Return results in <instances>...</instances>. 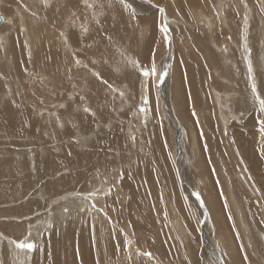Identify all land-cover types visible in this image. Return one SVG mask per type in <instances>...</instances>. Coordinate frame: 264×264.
Listing matches in <instances>:
<instances>
[{
    "label": "rangeland",
    "instance_id": "1",
    "mask_svg": "<svg viewBox=\"0 0 264 264\" xmlns=\"http://www.w3.org/2000/svg\"><path fill=\"white\" fill-rule=\"evenodd\" d=\"M83 2L0 0V16L8 21L0 24V36L7 37L5 44L0 42V117L6 124L20 123L25 131L34 132L22 135L18 130L10 133L0 128V162L8 163L0 169V264H22L13 262L20 257H25V264H33L34 260L37 264H226L228 256L230 261L231 257L236 259L235 264H256V260L264 259L258 246L262 244L260 238L264 241V133L260 130L264 112L260 111L252 93L256 82L257 92L264 99V0H124L123 3L89 0L88 6ZM160 8L165 12L161 13ZM204 22L211 23L210 32L203 29ZM163 24L169 26L168 43L160 30ZM252 28L258 31L255 35L250 34ZM214 30L219 33L209 41V33ZM62 32L82 40L80 48L75 46L70 55L58 43ZM202 32L207 34L205 39L199 35ZM153 53L158 75L168 74L162 79L143 77L140 72L142 67H150ZM129 59L138 61L135 67ZM247 61L254 68L251 73ZM237 73L241 81L244 76L242 82L246 83L250 102L245 111L236 112L232 104L236 98L227 99L226 105L218 101V105L226 108L225 119L219 120L212 89L216 88L221 96L233 94L229 92L234 85L230 74ZM39 75L67 86H62L56 94H48L49 90H41L40 83L34 80L29 83V77L34 79ZM85 108L90 110L86 112ZM66 111H71L73 118L62 117ZM77 114L91 118L90 126L98 124L93 127L95 131L79 130L75 121ZM60 120L69 126V133L61 129ZM209 122L213 132H208ZM190 129L197 134H194L195 148L188 137ZM113 132L118 134L115 139ZM38 137L43 142L36 143L40 148L34 145ZM203 139L208 140V151ZM67 147L69 152L65 151ZM189 150L196 151L198 158L191 157ZM24 152L42 159L52 155L59 158L63 154L71 157L74 152L93 154L97 166L82 171L87 174V181L92 179L90 183L74 181L58 185L57 195L38 197L41 206L19 212L18 208L26 207L27 202L13 199L11 184L16 181L19 189L25 185L22 169L17 165L21 159L14 154ZM188 157L193 160L195 157L197 162ZM212 157L214 161L220 157V162L206 166ZM76 163L75 168L82 164L89 166L88 161L81 164L77 156ZM32 166L38 168L39 164L35 161ZM10 167L16 169V179L9 177ZM67 168L46 178V183L33 176L35 188L27 191L23 199L32 198L35 191L45 190L43 186L48 181L69 176L72 172ZM91 183H99V187L83 193L85 200L70 197V190L83 188L86 192ZM66 191L68 194H64ZM238 191L242 194L238 193L236 199ZM93 198L100 199L106 215L95 207L101 204ZM253 207H258L257 211ZM244 210H248L250 218L246 217L250 230L247 236L251 237L248 244L240 221V216L246 215ZM215 218L226 234L231 232L232 247L227 244L224 249L231 253H221L222 240L226 237L216 240ZM19 225L22 228L18 231L8 230ZM183 227L187 228L186 240L181 234ZM19 242L35 243L36 249L21 250L16 246ZM251 244L260 258L250 249ZM69 246L73 248L71 259ZM42 248H45L42 252L48 250V256L43 259ZM160 248L166 249L169 255L163 258L168 261L162 258Z\"/></svg>",
    "mask_w": 264,
    "mask_h": 264
},
{
    "label": "bare ground",
    "instance_id": "2",
    "mask_svg": "<svg viewBox=\"0 0 264 264\" xmlns=\"http://www.w3.org/2000/svg\"><path fill=\"white\" fill-rule=\"evenodd\" d=\"M39 0H37V2H38ZM43 1V0H42ZM169 1V0H168ZM219 1V0H218ZM94 2H96V1H94ZM191 2H195V0H191ZM237 2H240V1H237ZM25 3V2H24ZM45 3H47V0H45ZM86 6H88L89 5V0H84V2H83ZM27 4V3H26ZM191 4H193V3H191ZM206 4V3H205ZM220 4H222L221 2H220ZM219 4V5H220ZM237 4H239L240 5V3H237ZM48 5V4H47ZM96 5V4H95ZM207 5V4H206ZM205 5V6H206ZM223 5V4H222ZM45 6H46V4H45ZM224 6V5H223ZM241 6V5H240ZM1 7V6H0ZM27 7V6H26ZM59 7H61V6H59ZM33 8V7H32ZM35 8V7H34ZM63 8V7H62ZM88 8H90V6L88 7ZM241 8H242V6H241ZM27 9H28V7H27ZM30 9V8H29ZM31 10V9H30ZM36 10V9H35ZM165 10V9H164ZM225 10V9H224ZM242 10V9H241ZM33 11H34V9H33ZM165 12V11H164ZM31 13H32V10H31ZM220 13V15H221V11L219 12ZM256 13V12H255ZM260 13V12H259ZM47 14V13H46ZM225 14V13H224ZM41 15V14H40ZM256 15V14H255ZM36 16V15H35ZM167 16V15H166ZM200 16H202V15H200ZM244 16V15H243ZM1 17V16H0ZM207 17V16H206ZM251 17V16H250ZM46 18H48V17H46ZM203 18V17H202ZM245 18V17H244ZM2 19H3V21H4V24H5V22H8L6 19H4V16L2 17ZM199 19V18H198ZM201 19V18H200ZM226 19H227V16H226ZM233 19H235V18H233ZM249 19H251V18H249ZM34 20V19H33ZM167 20H168V18H167ZM216 20V19H215ZM225 20V19H224ZM228 20V19H227ZM247 20V19H246ZM256 20V19H255ZM259 20V19H258ZM47 21V20H46ZM222 21H223V19H222ZM249 21V20H248ZM170 22H172V21H170ZM170 22L168 23V25L170 24ZM208 22H210V21H208ZM208 22H204V27H203V29H205L206 31H209L210 32V30H211V28H210V26H211V23H208ZM166 23H167V21H166ZM199 23V22H198ZM223 23H225V22H223ZM222 23V24H223ZM227 23V22H226ZM229 23V22H228ZM231 21H230V25H231ZM246 23V22H245ZM249 23H250V21H249ZM254 23V25L256 24L255 22H253ZM197 24V23H196ZM242 24V23H241ZM263 24V23H262ZM48 25V24H47ZM214 25V24H213ZM223 25H225V24H223ZM222 25V26H223ZM228 25V24H227ZM171 26V25H170ZM201 26V25H200ZM215 26V25H214ZM213 26V27H214ZM226 26V25H225ZM263 26V25H262ZM1 27V26H0ZM21 27H23L22 25H21ZM169 27V26H168ZM233 27H235L234 25H233ZM250 27V26H249ZM253 27V26H252ZM44 28H48V27H44ZM217 28V27H216ZM242 28V27H241ZM215 29V28H214ZM223 29V28H222ZM225 29H227V27L225 28ZM263 29V28H262ZM32 30H33V28H32ZM41 30V29H40ZM232 30H233V28H232ZM236 30V29H235ZM240 30V29H239ZM243 30V29H242ZM245 30V29H244ZM220 31V30H219ZM222 31V30H221ZM225 31V30H224ZM228 31H230L229 29H228ZM234 31V30H233ZM241 31V30H240ZM254 31H255V29L254 28H252V33H250L249 31V33L250 34H256L258 31L256 30L255 31V33H254ZM48 33V32H47ZM219 32L218 31H216V30H214V31H212V33H209V35H211V37L210 38H208V40L210 41H212V39H214V37L215 36H217V34H218ZM231 33H232V31H231ZM236 33V32H235ZM240 33V32H239ZM200 34H202L203 35V37H201V38H203V39H205L206 38V36H207V34L206 33H204V32H202V33H199V35ZM223 34V33H222ZM230 36V35H229ZM234 36V35H233ZM236 36V35H235ZM237 36H238V34H237ZM249 36H252V35H249ZM257 36V35H256ZM258 36H259V34H258ZM173 37V36H172ZM239 37H241V36H239ZM242 38V37H241ZM7 39V37L6 36H0V42L3 44H5L6 43V40ZM46 39H47V37H46ZM225 39V38H224ZM230 39H232V37L230 38ZM244 39V38H243ZM254 39V38H253ZM260 39V38H259ZM194 40V39H193ZM193 40H192V42H193ZM196 40H197V38H196ZM239 40H240V38H239ZM255 40V39H254ZM48 41V40H47ZM46 41V42H47ZM81 39L80 38H78L76 35H74V34H71V35H69V36H66L63 32L60 34V36L58 37V43H59V45L60 46H63L64 47V49L68 52V54L70 55V53H72L73 52V50H74V47L75 46H77L78 48H80V45H81ZM203 41V40H202ZM215 41V40H214ZM243 41V40H242ZM49 42V41H48ZM191 42V41H190ZM228 42V41H227ZM233 42V41H232ZM244 42V41H243ZM250 42V41H249ZM212 43V42H211ZM216 43V42H215ZM222 43V42H221ZM229 43V42H228ZM255 43V42H254ZM253 43V44H254ZM262 43H263V41H262ZM47 44V43H46ZM119 44V43H118ZM195 44V43H194ZM193 44V45H194ZM198 44V43H197ZM260 44V43H259ZM86 45V44H85ZM234 45V44H233ZM114 46V45H113ZM119 46V45H118ZM204 46V45H203ZM208 46V45H207ZM114 47H116V46H114ZM113 47V48H114ZM192 47V46H191ZM209 47V46H208ZM263 47V46H262ZM86 48V47H85ZM216 48V47H215ZM228 48V47H227ZM259 48V47H258ZM115 49V48H114ZM117 49V48H116ZM209 50V49H208ZM231 50V49H230ZM247 50H249V49H247ZM226 51V50H225ZM119 52H121V51H119ZM228 52V51H227ZM248 52V51H247ZM124 53V52H123ZM226 53V52H225ZM246 53V52H245ZM221 54V53H220ZM10 55V54H9ZM223 55V54H222ZM262 55V54H261ZM123 56V55H122ZM188 56V55H187ZM225 56V55H224ZM126 57H127V55H126ZM198 57V56H197ZM128 58H129V55H128ZM188 58V57H187ZM225 58H226V56H225ZM72 59V58H71ZM131 59H132V57H131ZM131 59H129V61L131 60ZM189 59V58H188ZM234 59V58H233ZM73 60V59H72ZM127 60V59H126ZM250 60V59H249ZM75 61V60H74ZM259 61V60H258ZM71 62V61H70ZM76 62H78V61H76ZM203 62V61H202ZM248 62V61H247ZM23 63V62H22ZM195 63V62H194ZM204 63V62H203ZM249 63V62H248ZM21 64V63H20ZM38 64V63H37ZM126 64H128L127 63V61H126ZM235 64V63H234ZM76 65V64H75ZM206 65V64H205ZM228 65H230V64H228ZM263 65V64H262ZM80 66V65H79ZM201 66V65H200ZM248 66V65H247ZM73 67V66H72ZM176 67V66H175ZM187 67V66H186ZM221 67V66H220ZM231 67V66H230ZM35 68V67H34ZM45 68V67H44ZM74 68H76V66L74 67ZM77 68H78V66H77ZM190 68V67H189ZM201 68V67H200ZM199 68V70H201ZM216 68V67H215ZM227 68H228V66H227ZM71 69H73V68H71ZM188 69V68H187ZM208 69V68H207ZM213 69V68H212ZM239 69V68H238ZM226 70V69H225ZM233 70H236V69H233ZM241 70V69H240ZM253 70H254V68H253ZM252 70V71H253ZM48 71V70H47ZM71 71V70H70ZM170 71V70H169ZM186 71V70H185ZM243 71V70H242ZM172 72V71H171ZM175 72V71H174ZM201 72H203L202 70H201ZM207 72H208V70H207ZM206 72V73H207ZM215 73H216V70L214 71ZM223 72V71H222ZM235 72V71H234ZM241 72V71H240ZM258 72V71H257ZM46 73V72H45ZM52 73V72H51ZM82 73V72H81ZM86 73V72H85ZM169 73V72H168ZM204 73V72H203ZM232 73V72H231ZM44 73H42V75H43ZM177 74V73H176ZM235 74V73H234ZM234 74H230L231 75V79H232V81H234V85H232V86H230V91L229 92H233V94H230V93H228V94H222V96L224 97V99L225 100H223L221 97V94L219 93L218 94V92L213 88L212 89V94H213V97H214V101L216 102V104H217V106H215V107H217V111L219 112L218 113V119L220 120V119H222L223 120V118L225 119V117H224V109H226L224 106H221V105H218V101L220 102V101H222V102H225V101H227V99H229L230 97H234V98H236V100L235 101H233L232 102V104H233V108H234V110L236 111V112H243V111H245L246 110V106L248 105V103L250 102V97L248 96V92H247V86H245V84L242 82L243 81V77H242V81H241V77L239 76V73H237L235 76H234ZM36 75V74H35ZM50 75V74H49ZM65 75V74H64ZM168 75V74H167ZM173 75V74H172ZM256 75V74H255ZM264 75V74H263ZM84 76H86V74H84ZM209 76H211L210 74H209ZM208 76V77H209ZM241 76H242V72H241ZM227 77L229 78V74H227ZM263 78H264V76H262ZM34 79H32V77H29V83H31L32 82V80H34V81H36V82H38V83H40L41 85H43V88L41 89V90H43V92L44 91H46V90H49L48 91V94H50L51 92L53 93V94H56V93H58L62 88V86H67V85H64L61 81H60V84L59 83H53L52 82V80H50V79H48L47 78V76L46 77H42V76H34L33 77ZM156 78V77H155ZM196 78V77H195ZM255 78H257V77H255ZM66 79V78H65ZM146 79V78H145ZM144 78L142 79V80H145ZM171 79V78H170ZM200 79V78H199ZM231 79L229 80L230 82H231ZM247 79V78H246ZM54 80V79H53ZM68 80V79H67ZM180 80V79H179ZM197 80V79H196ZM33 81V82H34ZM226 81V80H225ZM247 81V80H246ZM32 82V83H33ZM222 82V81H221ZM258 82V81H257ZM145 83V82H144ZM210 83V82H209ZM233 83V82H232ZM256 83V82H255ZM18 84H20V83H18ZM205 85V84H204ZM210 85V84H209ZM215 85V84H214ZM226 85H228V84H226ZM178 86V85H177ZM197 87V86H196ZM215 87H217V86H215ZM183 88V87H182ZM225 88V87H224ZM29 89H32V87H29ZM18 90V89H17ZM211 90V89H210ZM219 91V90H218ZM4 92V91H3ZM174 92V91H173ZM170 93V92H169ZM19 94H22V93H19ZM121 94V93H120ZM119 94V95H120ZM240 96V97H238V95ZM165 96H166V94H165ZM170 97V96H169ZM175 97H176V95H175ZM178 97V96H177ZM9 98H11V97H9ZM24 98H26V97H24ZM24 98H22V100L24 99ZM120 98V97H119ZM124 98V97H123ZM122 98V99H123ZM172 98H173V96H172ZM121 99V98H120ZM205 99L206 98H204V101H205ZM27 100H28V98H27ZM124 100V99H123ZM175 100V99H174ZM180 100V99H179ZM25 101V100H24ZM169 101H171V99L169 100ZM32 102V101H31ZM194 102L196 103V100H194ZM173 103V102H172ZM202 103V102H201ZM178 104V103H177ZM173 105V104H172ZM202 105H205V104H202ZM225 105H226V102H225ZM148 106H150V103L148 104ZM177 106H179V105H177ZM198 106V105H197ZM199 107V106H198ZM183 108V107H182ZM201 108V107H200ZM151 109V108H150ZM180 109H181V106H180ZM202 109V108H201ZM228 109V108H227ZM35 110V109H34ZM90 110V109H89ZM151 111V110H150ZM185 111V110H184ZM8 112V111H7ZM34 112V111H33ZM71 111H66V112H64L63 114H66V115H64V116H62V117H64V118H73V115L72 114H69ZM92 112V111H91ZM181 112V111H180ZM74 113H77V111H76V109H74ZM79 113V112H78ZM162 113V112H161ZM182 113V112H181ZM185 113V112H184ZM62 114V115H63ZM154 114V113H153ZM185 115V114H184ZM201 115V114H200ZM203 115V114H202ZM75 116V115H74ZM77 116H78V118H79V120H78V118H76L75 119V121H76V124H78L77 126H79V130H81V129H90L92 132L93 131H95V129H93V127H97L98 126V124H91V126H90V124L88 123V120H90L89 119V117H86V115L84 116V115H78L77 114ZM205 116V115H204ZM36 117V116H35ZM94 117H95V114H94ZM149 119L151 120L153 117L151 116V113H149ZM164 117V116H163ZM156 118V117H155ZM1 119H2V121H1ZM205 120H206V118H204ZM204 119H202V120H204ZM98 121H101L100 120V118L98 117V119H97ZM213 120V119H212ZM73 121H74V119H73ZM208 121H209V119H208ZM80 122V123H79ZM174 122V121H173ZM248 122V121H247ZM60 123H61V129L65 132V133H69L70 131H71V129L69 128V126H66L67 124H63V122L60 120ZM71 124V123H70ZM69 123H68V125H70ZM202 124V123H201ZM225 124V123H224ZM72 125H73V123H72ZM100 125H102V124H100ZM65 126H66V128H65ZM71 126V125H70ZM76 126V125H75ZM90 128H89V127ZM189 126V125H188ZM0 128H2V129H4V130H7V131H9L10 133L13 131V129L14 130H18V133H20V134H24L25 132H27V133H29V134H31V135H33V131H25V129L23 128V126L20 124V123H18V125H14V124H12V123H9V124H6L5 122H4V120H3V118H1L0 117ZM154 129V128H153ZM181 129V128H180ZM208 132H210V130L213 132V128H212V124L209 122V126H208ZM206 129V130H207ZM187 130H188V128H187ZM191 130V129H190ZM86 131H88V130H86ZM152 131V130H151ZM165 131V130H164ZM192 132H190V135L188 136L189 138H190V141H191V146H192V148H195V146L194 145H196L195 143H196V139H195V135H197V134H195L194 132H193V130H191ZM77 132V131H76ZM138 133V132H137ZM183 133V132H182ZM16 134V133H15ZM156 134V133H155ZM162 134V133H161ZM195 134V135H194ZM77 135H78V133H77ZM76 135V136H77ZM93 135V134H92ZM118 134L116 133V132H113V134H112V137H113V139H115V137L117 136ZM17 136H20V135H18L17 134ZM136 136V135H135ZM187 137V138H188ZM207 137H209V136H207ZM211 137V136H210ZM209 137V138H210ZM85 139V138H84ZM153 139V138H152ZM78 140V139H77ZM204 140V139H203ZM213 140V139H212ZM38 141V142H37ZM79 141V140H78ZM205 142H206V145L207 146H205V149L208 151V140L206 141V139L204 140ZM77 142V141H76ZM75 142V143H76ZM85 142V141H84ZM188 142V141H187ZM36 143H39V145H40V143H43L41 140H40V138L38 137V139L37 140H35V142H34V145L36 146V147H42V146H39L38 144L36 145ZM79 143V142H78ZM77 143V144H78ZM185 143V142H184ZM200 143V142H199ZM29 144H32V143H29ZM156 144V143H155ZM214 144H212L211 143V146H213ZM156 146V145H155ZM187 146V145H186ZM34 147V146H33ZM78 147H81L80 145H78ZM239 147V146H238ZM71 148V147H70ZM202 148V147H201ZM19 149V148H18ZM190 149V148H189ZM33 150V149H32ZM194 150V149H193ZM190 151L189 152V155L192 157V156H197L196 155V151ZM203 150V149H202ZM209 150H210V147H209ZM29 151V150H28ZM65 151L67 152H69V148L67 147V150L65 149ZM78 151V150H77ZM201 151V150H200ZM205 151V150H204ZM241 151V150H240ZM16 152V151H15ZM31 152V151H30ZM10 153V155L12 154L11 152H9ZM72 153H73V150H72ZM72 153H70V154H72ZM130 153V152H129ZM205 153H207L206 151H205ZM225 154L223 155L224 157L226 156V161L228 162L229 161V157H227V153L226 152H224ZM15 154V156H17V159H21V161L20 162H17V165L18 166H20V168L22 169V172H23V177H24V180H25V185H24V187H23V189H19V185L16 187V185H17V183H16V181H15V184H11V189L13 190V191H11V193L12 192H14V194H12L13 195V199L15 200V201H17V202H19V200H21V201H26L27 202V204H26V202H25V204L26 205H24V203H23V205L24 206H26V207H21V206H19V207H21V208H18V210H19V212L21 211V210H27L29 207H35V208H37V206H38V204H39V199H38V197L40 198L41 196H45V195H57L56 194V192L58 191L57 190V187H58V185H62V184H67L68 182H76L77 183V181H80V182H86L87 181V174L85 175L82 171L83 170H85V169H89V167L92 169H95V167L97 166V162H96V157L93 155V154H90V155H78L77 153H75L74 152V154L75 155H72L71 157H68L67 155H65L64 156V154H63V156H59V158H55V155H52V156H49L47 159H42V158H38V157H34V156H31L28 152H24V153H14ZM69 154V155H70ZM81 154V153H80ZM95 154V153H94ZM33 155V154H32ZM200 155V154H199ZM75 156V157H74ZM76 156L79 158V161H80V163L82 164L83 162H89V166H87V167H84V165L82 164L79 168L78 167H76L75 168V165L77 166V163H76ZM206 156V155H205ZM220 156V155H219ZM33 157V158H32ZM194 157V160H196V158H198V156L195 158ZM263 157V156H262ZM14 158L15 157H13V158H11V159H13L14 160ZM32 158V159H31ZM201 158V157H200ZM16 159V160H17ZM23 159V160H22ZM220 157H219V160L217 161V160H215L214 161V157H212L211 159H210V163L209 162H205L204 163V158H203V160H202V162L206 165V166H208V167H210V165L211 166H213V165H217L218 164V162H220ZM13 160H11V162L13 163ZM188 160H191V161H194L192 158L190 159L189 157H188ZM23 161V162H22ZM36 161V164L38 163L39 164V167L38 168H36V166L33 168V163ZM255 160H253V161H251V162H254ZM10 162V161H9ZM195 162V161H194ZM196 162H197V160H196ZM226 162V163H227ZM257 162H260L259 160L257 161ZM0 163H2V167H0V169H2L4 166L3 165H7L6 163H3V162H0ZM253 164H255V162L253 163ZM258 164V163H257ZM262 164V163H261ZM70 165V166H69ZM247 165V164H246ZM248 165H249V163H248ZM11 166V165H10ZM70 167L71 169H68L67 167ZM65 168H67L69 171H71L72 173L69 175V176H63V177H61V178H58L57 180H54V182L55 181H59V182H56V183H54L53 181H48L47 182V184L45 185V186H43L44 187V189L45 190H43L42 192L40 191V190H38V191H35V194L33 195V197L32 198H30V197H28L27 199H23V198H25V196L27 195V191H30L31 190V188L33 189V187H34V181L31 179L33 176H37L38 178H40V179H42V180H44V183H46V178H49V177H52L54 174H56V173H58V172H62V170H65ZM215 168V167H214ZM232 168V167H231ZM10 169L11 170H9V173H8V175H9V177L10 178H13V177H15V179H16V176H17V173H15V170L16 169H13L12 167H10ZM233 169V168H232ZM249 169V171H251L250 170V168H247V170ZM255 170V169H254ZM211 171H212V168H211ZM95 172V171H94ZM66 174V173H65ZM206 175V174H205ZM256 175V174H255ZM62 176V175H61ZM169 176V175H168ZM170 176H171V174H170ZM204 176V175H203ZM36 177V178H37ZM99 177V176H98ZM207 177V176H206ZM201 178V177H200ZM260 178V177H259ZM246 179H248V177L246 178ZM26 180H27V182H26ZM33 182H32V181ZM92 181V179H89V181ZM212 180H213V178H212ZM89 181H87V182H89ZM90 181V182H91ZM205 181V180H204ZM215 181V180H214ZM51 182H53V183H51ZM86 182V183H87ZM89 182V183H90ZM194 182H195V180H194ZM81 183V184H82ZM204 183V182H203ZM228 183H230V180L228 179ZM85 184V183H84ZM92 184V187L89 189V190H86V192H84L82 189H73V190H70L69 192V195H70V197H72V198H76V200H82L81 198L83 197V200H85L86 199V196L83 194V193H86V194H88V193H90V192H92V190H94V189H97V187H99L98 185H99V183H96L95 185L93 184V183H91ZM199 184V183H198ZM204 184H207V183H204ZM214 184V183H213ZM216 184V183H215ZM8 185H10V184H8ZM70 185V184H69ZM78 184H76V186H77ZM87 185V184H86ZM201 185H202V183H201ZM211 185V184H210ZM101 187H100V189H104L103 188V186L102 185H100ZM208 186V185H207ZM214 186V185H213ZM71 187H73L74 188V186H71ZM198 187V186H197ZM196 187V188H197ZM202 187V186H201ZM4 188L5 189H7L5 186H4ZM35 188V187H34ZM78 188H79V186H78ZM84 188H85V186H84ZM199 188V187H198ZM197 188V189H198ZM204 188V187H203ZM207 188V187H206ZM231 188V187H230ZM252 188V187H251ZM38 189V188H37ZM180 189V188H179ZM208 189V188H207ZM235 189V188H234ZM9 190V189H8ZM69 190V189H68ZM202 190V189H201ZM46 193H45V192ZM73 191V192H72ZM83 191V192H82ZM89 191V192H88ZM212 191H213V189L211 188L210 189V194L212 193ZM10 192V191H9ZM88 192V193H87ZM202 192H203V190H202ZM205 192V191H204ZM61 190L59 191V195L60 196H62L61 194ZM241 193L240 191H238L237 192V196H236V199L239 197V194ZM29 194H31V192L29 193ZM64 194H68L67 193V191H66V193H64ZM63 194V195H64ZM217 194V193H216ZM219 194V193H218ZM242 194V193H241ZM12 195H10V198H11V196ZM32 195V194H31ZM84 195V196H83ZM205 195V194H204ZM76 196V197H75ZM220 196V195H219ZM49 197V196H48ZM57 197H59V196H57ZM9 198V197H8ZM101 198V197H100ZM211 198V200H212V197H210ZM219 198V197H218ZM252 198V197H251ZM89 199H90V197H89ZM88 199V200H89ZM215 199V198H214ZM13 200V201H14ZM91 200H99L100 201V199L98 198V199H91ZM101 200H102V198H101ZM210 200V199H209ZM220 200V199H219ZM9 201H11V200H9ZM30 201V202H29ZM94 201V203L96 202L97 204H101V206L99 207V206H97V205H95V207H98L99 209L101 208V210L104 212L103 213V215H106V211H104V208L102 207V202L100 201ZM213 201V200H212ZM8 202V201H7ZM99 202V203H98ZM209 202V201H208ZM22 203V202H21ZM189 203V202H188ZM218 203V202H217ZM10 205H11V203H9ZM14 204V203H13ZM176 204V203H175ZM210 204L212 205V202L210 201V203H209V206H210ZM40 206H41V204H39ZM94 206V205H93ZM238 205H236V207H237ZM62 207H64V205L62 206ZM212 207V206H211ZM258 208V207H257ZM257 208L256 207H253V210L254 211H257ZM16 209V208H15ZM47 209H49L48 207H47ZM67 209V208H66ZM98 209V210H99ZM220 209V208H219ZM17 210V209H16ZM16 210H15V212H16ZM32 210H33V208H32ZM70 210V209H69ZM89 210V209H88ZM174 210V209H173ZM172 210V211H173ZM178 210V209H177ZM252 210V211H253ZM50 211V210H49ZM95 211V210H94ZM93 211V212H94ZM97 211V210H96ZM183 211V210H182ZM213 211V210H212ZM216 211V210H215ZM245 211V213H246V215L244 216V214L242 215V213L239 211V215H242V216H240V218L242 219H240V221H242V223H241V225H242V229H244V227H245V232L243 233V235H245V242H246V244H248L249 242H250V240H249V238H251L250 236H249V234H248V236H247V233H249V229H248V224H247V220H246V217L248 218V219H250L249 217H248V210H244ZM62 212V211H61ZM61 212L59 213V214H61ZM65 212H67V211H65ZM179 212V211H178ZM264 212V211H263ZM48 213V212H47ZM46 213V214H47ZM63 213V212H62ZM181 212H179V214H180ZM218 213V212H217ZM257 213H259V212H257ZM49 214V213H48ZM214 214H215V212H214ZM249 214H250V211H249ZM255 214H256V212H255ZM181 215H183L184 216V213L183 214H181ZM218 215V214H217ZM50 216V215H49ZM48 216V217H49ZM250 216H253V215H250ZM108 217V216H107ZM222 217V216H221ZM169 218V217H168ZM183 218V217H182ZM257 218H258V216H257ZM189 219V218H188ZM256 220V219H255ZM178 221V220H177ZM184 221V220H183ZM257 221H258V219H257ZM260 221V220H259ZM180 222V221H179ZM178 222V225L180 224ZM213 222H215V224H214V229H216L215 231H216V236H218L217 238H216V240H219L220 241V239H222L223 237H226V239L223 241L222 240V243H223V246H221V250H222V252L221 253H223L224 252V249H225V245H227V244H229V237H230V234H231V232L229 233V234H226V229L225 228H223V225L222 226H218V223H217V219L215 218V220L213 221ZM213 222H212V224H213ZM219 222H220V219H219ZM226 223V222H225ZM254 223V222H253ZM255 223H257V222H255ZM224 224V223H223ZM243 224H244V226H243ZM252 224V223H251ZM225 225V224H224ZM253 225V224H252ZM180 226V225H179ZM181 226H182V224H181ZM254 226V225H253ZM252 226V227H253ZM262 226V225H261ZM4 227V226H3ZM247 227V228H246ZM256 227H257V224H256ZM22 227L19 225V226H12V228L11 227H8V230H10V232L13 230V231H18V230H20ZM156 228V227H155ZM189 228V227H188ZM254 228H252V230H253ZM188 230H190V229H188ZM239 230V229H238ZM186 231H187V228H185V227H183L182 228V230H181V234H182V236L184 237V240H186L185 239V237H186ZM229 231V230H228ZM255 231V230H254ZM257 231H259V230H257ZM234 232V231H233ZM38 233V232H37ZM236 233H238V231L236 232ZM254 233V232H253ZM35 234V233H34ZM192 234H193V232H192ZM239 234V233H238ZM241 234H242V232H241ZM259 234V233H258ZM0 235H1V233H0ZM3 235V234H2ZM30 235V234H29ZM191 235V234H190ZM242 235V236H243ZM259 236H261L260 234H259ZM5 237V236H4ZM30 237V236H29ZM157 237V236H156ZM193 237V236H192ZM262 237V236H261ZM190 238V237H189ZM257 238H259V237H257ZM5 239H7V238H5ZM9 239H11V238H9ZM30 239H31V237H30ZM153 239V238H152ZM253 239V238H252ZM252 239H251V241H252ZM159 240V239H158ZM165 240H166V238H165ZM10 241V243H12V241L11 240H9ZM233 241V240H232ZM234 242V241H233ZM263 242L264 241H262V238H260V241H259V243H262L263 244ZM46 243V242H45ZM145 243V242H144ZM154 243V242H153ZM257 244V243H256ZM262 244H259L258 246H259V252H260V254L264 257V244L262 245ZM13 245V244H12ZM70 245H71V242H70ZM230 246H231V244H229ZM253 245H255V243L253 244ZM251 246H252V244H251ZM257 246V245H256ZM72 250H70L69 252H70V254L68 255V258L69 259H71V257L73 256V248L71 247V246H69ZM232 247V246H231ZM254 246H252L250 249H252ZM45 248H42L41 249V252L44 250ZM56 249V248H55ZM161 249V248H160ZM39 250V249H38ZM54 250V249H53ZM151 250V249H150ZM189 250H191V249H189ZM235 250V249H234ZM253 252H254V254H255V249L253 248ZM58 251V250H57ZM161 251H162V258L165 256L166 257V255H169L168 253H167V251H166V249H161ZM171 251V250H170ZM1 252V251H0ZM47 252H48V250L46 249V251L45 252H42L41 253V258L43 259V258H45L46 256H48L47 255ZM193 252H195V251H193ZM232 251H229V249H228V251L227 252H224V253H231ZM251 252H252V250H251ZM20 253H22V252H20ZM26 253V252H25ZM167 253V254H166ZM258 253V252H257ZM24 254V253H23ZM32 254V253H31ZM64 254V253H63ZM144 254V253H143ZM236 254V253H235ZM234 254V255H235ZM249 254V253H248ZM259 254V255H260ZM25 255V254H24ZM38 255V254H37ZM40 255V254H39ZM233 255V254H232ZM250 255H251V253H250ZM249 255V256H250ZM256 255V254H255ZM254 255V256H255ZM17 256V255H16ZM67 256V255H66ZM29 257V256H28ZM51 257V256H50ZM59 257V256H58ZM62 257V256H61ZM60 257V258H61ZM225 257V256H224ZM231 257V256H230ZM256 257H258V255H256ZM25 258V257H24ZM24 258L23 257H20V258H15V259H13V262L14 263H22V264H25V263H23V260H24ZM152 258V257H151ZM226 258V264H235V262H234V260H236L235 258H233V257H231V259H232V261H230V259H229V256L228 257H225ZM237 258V257H236ZM239 258V257H238ZM258 258H260V256L258 257ZM63 259V258H62ZM153 259V258H152ZM163 259H165V258H163ZM0 260H1V258H0ZM49 260V259H48ZM52 260H53V258H52ZM66 260V259H65ZM204 260V259H203ZM261 260L262 261H264V259L262 258V259H258V260H256V264L258 263V264H261L260 262H261ZM165 261H168L167 259H165ZM251 261V260H250ZM253 261V260H252ZM65 262V261H64ZM82 262V261H81ZM33 264H37V261L36 260H34L33 262H32ZM49 263V262H48ZM80 264V263H79ZM199 264H201L200 262H199Z\"/></svg>",
    "mask_w": 264,
    "mask_h": 264
},
{
    "label": "snow or ice",
    "instance_id": "3",
    "mask_svg": "<svg viewBox=\"0 0 264 264\" xmlns=\"http://www.w3.org/2000/svg\"><path fill=\"white\" fill-rule=\"evenodd\" d=\"M121 2L123 3L124 0H121ZM149 2H150V0H149ZM126 6L131 8L130 4H128ZM159 11L161 13H163L165 10L163 8H160ZM160 30L164 34L165 42L168 43L169 28H168L167 24H163L161 26ZM129 62L132 63L134 67L138 63V61H135V60H130ZM149 64H150V67L145 66V67H142L140 69V72L143 75V77L157 76V78L162 79L163 76L167 74L166 72H164V73H161V74L158 75L157 67H156V64H155V55H154V53H153V56H152L151 60L149 61ZM251 71H252V66H251V62H249V72L251 73ZM252 93H253V96H254L255 100L258 101V103H259L260 111L264 112V99H262L260 97V95L258 94L257 86H256L255 83H253V85H252ZM84 110L86 112L89 111V109H87V108H85ZM260 125H261V129L260 130H261L262 133H264V120L260 121ZM201 203H203V202L201 201ZM16 246L19 249H21V250H27V251H32V250L36 249V244L32 243V242H19V243H17ZM146 255L151 257V253H147Z\"/></svg>",
    "mask_w": 264,
    "mask_h": 264
},
{
    "label": "water",
    "instance_id": "4",
    "mask_svg": "<svg viewBox=\"0 0 264 264\" xmlns=\"http://www.w3.org/2000/svg\"><path fill=\"white\" fill-rule=\"evenodd\" d=\"M3 22V19H2V17H0V24Z\"/></svg>",
    "mask_w": 264,
    "mask_h": 264
}]
</instances>
